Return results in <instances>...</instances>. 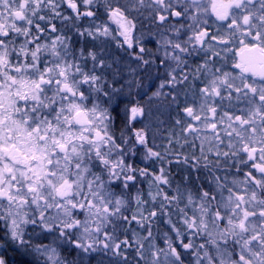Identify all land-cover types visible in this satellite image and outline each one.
<instances>
[{
    "label": "snow or ice",
    "instance_id": "obj_1",
    "mask_svg": "<svg viewBox=\"0 0 264 264\" xmlns=\"http://www.w3.org/2000/svg\"><path fill=\"white\" fill-rule=\"evenodd\" d=\"M146 4L183 37L163 56L129 19ZM169 59L138 96L177 110L158 143L122 93ZM262 59L264 0H0V264H264Z\"/></svg>",
    "mask_w": 264,
    "mask_h": 264
},
{
    "label": "flooded vegetation",
    "instance_id": "obj_2",
    "mask_svg": "<svg viewBox=\"0 0 264 264\" xmlns=\"http://www.w3.org/2000/svg\"><path fill=\"white\" fill-rule=\"evenodd\" d=\"M167 3V0H165V4ZM163 5L161 4H155L152 6H148L147 4L140 9V15L138 18L133 19V17L136 16V14H132V16L129 17V19H132L134 23H137L140 32L139 34L142 37V43L143 47L145 49H152L155 51L156 49H159L160 51L157 53L160 56H163V53L165 51V47L162 44V41L165 36L170 37L173 39V41H178L181 40L183 37H177L173 32L167 31L168 25H157L153 23V20L156 18V11L158 9L162 10ZM239 18V17H238ZM179 27V25H177ZM182 33L186 32L187 29H180ZM156 41H161V43H156ZM111 43V42H110ZM120 53L119 55V63L116 65L117 67L120 68L121 73L127 74L128 79H133V76L131 73L128 72V66H131L132 68H138L139 65L135 62H133L131 59H129V54L124 52L122 49H119ZM241 52H244L247 55H252L253 52L250 49H244L241 48L240 51L237 52H223L222 55L227 57V60L224 62L223 67L225 70H231L230 65L236 62H240L239 57L241 55ZM111 54V53H108ZM117 55V53H116ZM117 55V56H118ZM207 55L206 52L203 50H200L198 53L196 51H193L192 49L189 50V53L185 56L184 59H186L189 64L195 65L199 63L198 57H205ZM145 59H148V53H145L144 56ZM178 62L176 63V65ZM167 65L168 62L165 66H160L157 62H153L145 72L139 73V77L141 78L140 83L141 86L148 85L152 79H156L157 82L160 80L166 79V73H167ZM245 67L249 68L251 70V80L249 81L250 83H254L256 85H259V80H258V75L264 74V59L261 60L260 63H247L244 65ZM106 75L111 78H115L113 71L109 70L107 71ZM132 87H135V84L132 85ZM148 88V86H147ZM148 91V89H147ZM145 91V92H147ZM130 95L133 100L136 99V97L139 96L140 92H136V90L132 89L130 92ZM140 100V99H139ZM145 100V99H143ZM130 106H136L135 104H131ZM138 107V106H137ZM141 128V124H133L132 125V131H135V129ZM132 131H126V135L130 138V145L134 142L135 137L132 135ZM143 151H141V156H143ZM162 163V162H161ZM139 166V165H138ZM142 166V165H141ZM167 166V165H165Z\"/></svg>",
    "mask_w": 264,
    "mask_h": 264
},
{
    "label": "rangeland",
    "instance_id": "obj_3",
    "mask_svg": "<svg viewBox=\"0 0 264 264\" xmlns=\"http://www.w3.org/2000/svg\"><path fill=\"white\" fill-rule=\"evenodd\" d=\"M105 47L107 48L108 53H111V54H109L110 56L119 57L118 53H120V51H118L119 49L114 47L112 43L107 42L105 44ZM116 53L118 56L116 55ZM179 55L181 56V59H184L186 56L185 54H182V53H180ZM177 62L178 61H176L175 59H169L168 65H167V71L171 68L176 67ZM110 79H113V77H111ZM157 83H159V82H157ZM147 86L148 85H146V88H145V86H141L140 88H137L136 86L132 87V86L125 85L122 94L127 96V98H128L127 103L129 105H131V104H135L136 106L143 105V106H145L146 110H148L151 113L150 116L145 117L143 123L144 124L150 123L151 130H152L153 135L155 136L156 141L158 143H163V141L161 139V135H156V129L160 127L156 123L157 114L159 113V114L163 115L168 126H171L172 116L177 113V110L174 107H170V111H163V105L164 104L170 105V102H168V101L160 102V101L153 100L151 102H148L146 99L145 100H143V99L138 100V97H136L135 100L132 99V97L129 93L132 89L136 90V92H141V91L145 92L148 89ZM180 118L183 119V116L181 115ZM142 127H143V124H141V128ZM137 129H139V128L136 127L135 130H137ZM154 150H156V149H154ZM160 164H161V161L157 160L156 166L159 167ZM104 264H108L107 259H105Z\"/></svg>",
    "mask_w": 264,
    "mask_h": 264
},
{
    "label": "trees",
    "instance_id": "obj_4",
    "mask_svg": "<svg viewBox=\"0 0 264 264\" xmlns=\"http://www.w3.org/2000/svg\"><path fill=\"white\" fill-rule=\"evenodd\" d=\"M9 255H13V254L10 252Z\"/></svg>",
    "mask_w": 264,
    "mask_h": 264
}]
</instances>
